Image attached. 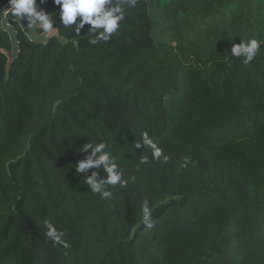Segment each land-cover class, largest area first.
<instances>
[{"label": "trees", "instance_id": "16d2710c", "mask_svg": "<svg viewBox=\"0 0 264 264\" xmlns=\"http://www.w3.org/2000/svg\"><path fill=\"white\" fill-rule=\"evenodd\" d=\"M4 2L0 264H264V45L249 64L231 57L264 40V0H137L95 46L90 25L77 36L37 0L57 34L35 41L14 21L12 57ZM143 131L166 162L135 148ZM101 140L135 176L107 200L75 169ZM45 218L69 248L45 237Z\"/></svg>", "mask_w": 264, "mask_h": 264}, {"label": "clouds", "instance_id": "9594fccd", "mask_svg": "<svg viewBox=\"0 0 264 264\" xmlns=\"http://www.w3.org/2000/svg\"><path fill=\"white\" fill-rule=\"evenodd\" d=\"M59 6V24L64 28H71L77 35L85 25H90L89 44L97 45L99 42H108L113 34L121 27L125 20L126 7L134 8L137 0H54ZM10 12L21 20H27V27L35 28L46 37H50L57 31L54 25L57 20L51 14L41 9L37 0H9ZM79 17V20H78ZM6 18V17H5ZM264 40L252 38L245 42L235 43L231 48V57L243 58L244 64L251 63L257 56ZM230 63L231 60L229 59ZM146 147L151 149V156L155 160L163 159L166 162L169 157L164 154L163 148L153 140L148 131L140 134V139L135 142V148ZM108 149V141L101 140L97 143L85 142L77 153L85 152L86 156L75 163L76 174L84 178V183L94 194H99L102 199H110L113 196L112 189L117 185L127 187L129 179L135 180V176L125 178V173L120 167L115 156ZM149 157L141 155L139 164H147ZM103 170L101 174L100 170ZM90 170H92L90 172ZM90 173V174H89ZM142 224L145 227H153L152 208L145 199L141 206ZM46 229L44 235L53 244L65 249L70 243L65 239V232L59 229L50 218L42 221Z\"/></svg>", "mask_w": 264, "mask_h": 264}, {"label": "water", "instance_id": "95a60500", "mask_svg": "<svg viewBox=\"0 0 264 264\" xmlns=\"http://www.w3.org/2000/svg\"><path fill=\"white\" fill-rule=\"evenodd\" d=\"M14 21L18 22L21 25L23 30L30 36L31 39H33L35 41H43V40H38L37 38L35 39L34 37H32V35L30 33V30H29V27H27V20L26 19L21 20L20 18L13 16L11 14L10 10H9L8 12L5 13V15H4V17H3L2 21H1V24H2V27L5 30H7L9 32L10 36H11V39H12V42H13V49H14V46L16 45L15 54L18 51V41H17V30H16V27L12 24Z\"/></svg>", "mask_w": 264, "mask_h": 264}, {"label": "rangeland", "instance_id": "374dc122", "mask_svg": "<svg viewBox=\"0 0 264 264\" xmlns=\"http://www.w3.org/2000/svg\"><path fill=\"white\" fill-rule=\"evenodd\" d=\"M29 30H30L32 37H34L35 39L37 38L38 40H43V41H46L51 36L57 34V31H56L50 37H46V36L42 35L40 32H38L35 28H29ZM15 52H16V45L14 46V49L11 52H9L10 57H12L15 54Z\"/></svg>", "mask_w": 264, "mask_h": 264}, {"label": "built area", "instance_id": "2783aa9c", "mask_svg": "<svg viewBox=\"0 0 264 264\" xmlns=\"http://www.w3.org/2000/svg\"><path fill=\"white\" fill-rule=\"evenodd\" d=\"M1 1H5L4 4H3V9H4L5 13L8 12L10 10L9 0L8 1L7 0H0V2Z\"/></svg>", "mask_w": 264, "mask_h": 264}]
</instances>
